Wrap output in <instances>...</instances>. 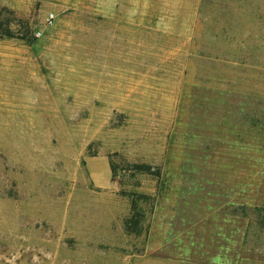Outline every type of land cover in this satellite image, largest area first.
<instances>
[{"label": "rangeland", "instance_id": "374dc122", "mask_svg": "<svg viewBox=\"0 0 264 264\" xmlns=\"http://www.w3.org/2000/svg\"><path fill=\"white\" fill-rule=\"evenodd\" d=\"M0 264H264V0H0Z\"/></svg>", "mask_w": 264, "mask_h": 264}, {"label": "trees", "instance_id": "16d2710c", "mask_svg": "<svg viewBox=\"0 0 264 264\" xmlns=\"http://www.w3.org/2000/svg\"><path fill=\"white\" fill-rule=\"evenodd\" d=\"M111 168V165H110ZM135 208H137V204L135 200L131 201V211L129 216L124 221V229L127 232H134L138 223V220H136L137 213L135 212ZM135 228V229H134Z\"/></svg>", "mask_w": 264, "mask_h": 264}, {"label": "built area", "instance_id": "2783aa9c", "mask_svg": "<svg viewBox=\"0 0 264 264\" xmlns=\"http://www.w3.org/2000/svg\"><path fill=\"white\" fill-rule=\"evenodd\" d=\"M52 15L50 14L49 17H51Z\"/></svg>", "mask_w": 264, "mask_h": 264}]
</instances>
